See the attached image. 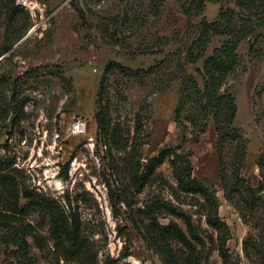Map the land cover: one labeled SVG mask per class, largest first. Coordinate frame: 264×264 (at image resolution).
<instances>
[{
  "label": "rangeland",
  "instance_id": "374dc122",
  "mask_svg": "<svg viewBox=\"0 0 264 264\" xmlns=\"http://www.w3.org/2000/svg\"><path fill=\"white\" fill-rule=\"evenodd\" d=\"M191 1L14 0L9 25L0 5V161L19 189L52 195L78 219L87 251L64 259L47 216L23 213L33 264H185L188 249L159 226L188 233V221L195 264H264V8L204 0L196 11ZM221 11L251 29L220 87L234 99L237 171L236 138H223L219 155L212 115L194 102L176 110L184 74L202 86L203 59L229 37L212 35L198 61L186 58L198 23ZM165 147L140 187L147 159ZM15 249L0 226V264H16Z\"/></svg>",
  "mask_w": 264,
  "mask_h": 264
},
{
  "label": "trees",
  "instance_id": "16d2710c",
  "mask_svg": "<svg viewBox=\"0 0 264 264\" xmlns=\"http://www.w3.org/2000/svg\"><path fill=\"white\" fill-rule=\"evenodd\" d=\"M192 5L196 11H201L204 6V0H192ZM238 4L247 9L264 8V0H238ZM5 24L9 25L15 15L20 12L21 4L14 0H0ZM242 25L236 27V22L225 11H221L217 18L211 21L201 20L196 29V35L192 39L186 51V58L189 62H196L203 55L210 37L215 34L229 35L219 46H215L202 62L200 74L203 79L202 86H199L196 79L191 74H184L179 89V99L176 110L181 109L187 102H194L200 111L207 115H212L215 130L218 136L217 149L220 155L221 140L225 137H234L232 134L231 120L234 116L235 105L231 93L220 92V87L227 73L238 63L237 45L241 38L248 34L246 27L250 25L241 22ZM117 68L120 72L128 76H139L142 70H133L119 63H112L108 68ZM147 72V71H145ZM141 118L137 117L136 122L139 125ZM96 122L100 129L105 130L106 119L102 116L101 110L96 113ZM169 147L161 148L157 154L147 159L144 164V170L140 175V187L148 180V175L161 164L169 155ZM241 156V145L239 138H236V150L234 157V170L239 169V158ZM8 164L0 161V226L4 229V234L8 242L16 246V264H33L29 254V245L27 241L28 230H19L17 220L23 213L38 211L47 216L50 236L56 250L60 251L64 259L86 258L87 251L83 247V240L80 235V224L77 218L67 212L63 204L52 195L43 192L31 191L27 187H19L11 181V175L6 172ZM177 174V173H176ZM178 184L187 191H198V185L191 186L182 177L177 175ZM264 187V181H259L258 188ZM23 197V202L20 198ZM174 212V211H173ZM184 218L181 212L175 213ZM208 222L217 227L219 222L213 217H208ZM32 227V226H31ZM187 232L183 231L177 225L167 224L159 226L162 231V237L172 235L180 241L189 251L185 264H195L191 260V255L195 250L193 240H198L196 233L191 228L189 221L186 224ZM221 252V249H220ZM223 256V255H222ZM87 264H95L94 262Z\"/></svg>",
  "mask_w": 264,
  "mask_h": 264
}]
</instances>
